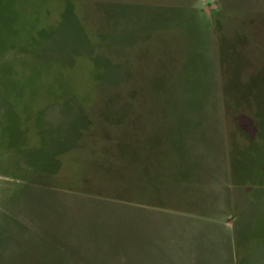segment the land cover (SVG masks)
I'll list each match as a JSON object with an SVG mask.
<instances>
[{"label":"rangeland","instance_id":"374dc122","mask_svg":"<svg viewBox=\"0 0 264 264\" xmlns=\"http://www.w3.org/2000/svg\"><path fill=\"white\" fill-rule=\"evenodd\" d=\"M0 264H264V0H0Z\"/></svg>","mask_w":264,"mask_h":264}]
</instances>
